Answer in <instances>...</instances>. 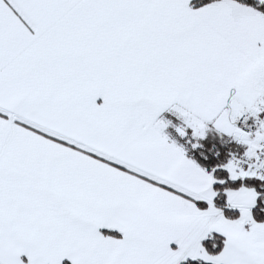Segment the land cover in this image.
<instances>
[{
	"label": "snow or ice",
	"instance_id": "snow-or-ice-1",
	"mask_svg": "<svg viewBox=\"0 0 264 264\" xmlns=\"http://www.w3.org/2000/svg\"><path fill=\"white\" fill-rule=\"evenodd\" d=\"M0 264H264V0H0Z\"/></svg>",
	"mask_w": 264,
	"mask_h": 264
}]
</instances>
